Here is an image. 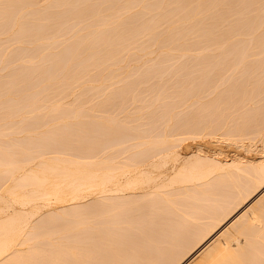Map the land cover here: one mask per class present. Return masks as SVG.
Here are the masks:
<instances>
[{
    "label": "bare ground",
    "instance_id": "obj_1",
    "mask_svg": "<svg viewBox=\"0 0 264 264\" xmlns=\"http://www.w3.org/2000/svg\"><path fill=\"white\" fill-rule=\"evenodd\" d=\"M0 264H264V0H0Z\"/></svg>",
    "mask_w": 264,
    "mask_h": 264
}]
</instances>
